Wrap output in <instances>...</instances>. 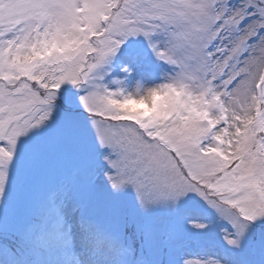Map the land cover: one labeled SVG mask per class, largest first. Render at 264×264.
Returning a JSON list of instances; mask_svg holds the SVG:
<instances>
[{
	"label": "snow or ice",
	"instance_id": "obj_1",
	"mask_svg": "<svg viewBox=\"0 0 264 264\" xmlns=\"http://www.w3.org/2000/svg\"><path fill=\"white\" fill-rule=\"evenodd\" d=\"M0 264H264V0H0Z\"/></svg>",
	"mask_w": 264,
	"mask_h": 264
}]
</instances>
